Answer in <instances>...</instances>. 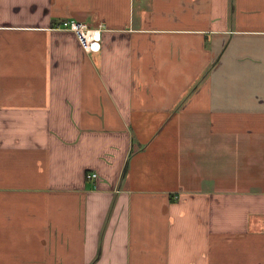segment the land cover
Here are the masks:
<instances>
[{"label":"crops","instance_id":"1","mask_svg":"<svg viewBox=\"0 0 264 264\" xmlns=\"http://www.w3.org/2000/svg\"><path fill=\"white\" fill-rule=\"evenodd\" d=\"M0 264H264V0H0Z\"/></svg>","mask_w":264,"mask_h":264},{"label":"built area","instance_id":"2","mask_svg":"<svg viewBox=\"0 0 264 264\" xmlns=\"http://www.w3.org/2000/svg\"><path fill=\"white\" fill-rule=\"evenodd\" d=\"M58 28L68 29L74 31L83 47V49L90 53L96 52L101 49L102 46V29L90 28L86 24L79 21L65 20ZM88 178H98L97 172H91L87 175Z\"/></svg>","mask_w":264,"mask_h":264}]
</instances>
